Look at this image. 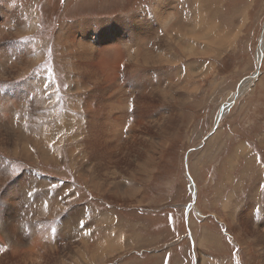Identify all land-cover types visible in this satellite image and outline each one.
<instances>
[{
    "label": "rangeland",
    "instance_id": "obj_1",
    "mask_svg": "<svg viewBox=\"0 0 264 264\" xmlns=\"http://www.w3.org/2000/svg\"><path fill=\"white\" fill-rule=\"evenodd\" d=\"M158 1L160 2V0H0V9L2 6L15 9L19 7L20 14L23 15L24 23H21L23 30H20L22 33L13 38L12 42L20 46L25 45L26 48L29 46L31 49L41 44L44 59L37 62L38 59L29 57L35 61L31 68H28L30 65L24 66L25 70L17 75L15 83L10 84H17V87L24 84L32 85L30 91L34 92L32 98L35 100L46 98L45 92L41 93L43 81L53 87V95L57 99L56 117L52 128L45 129L43 136L49 141L52 137L50 143L56 148V152L62 154V158L56 164H45L40 154H37L36 162L25 158L19 150H15L17 155L9 149H5V152L0 150V154L8 159L7 163L10 165L8 169L14 177L13 180L24 177V172L29 174L33 172L39 178L54 184L55 188H50V192L40 196V202H43L40 207L45 208V204L59 200L60 187L71 185L69 192L76 194L70 204L64 207L65 213L79 206H90L98 215L108 214L112 217L115 215V220L125 225H134L137 228V232L133 234L135 238L139 233L142 238L144 237L143 240L150 239L147 242L140 240L124 242L122 251L114 252L112 254L114 256L111 255L112 258L108 257L102 264H224V262L263 264L264 261L259 256L261 252L258 251L261 249L264 252V240L250 238L249 233L254 230L252 225L244 233L247 241L240 242V237H236L233 229L224 223L223 203L233 195L236 203L241 204L249 196L252 187L257 185L259 190L254 201L257 215L247 217L252 219L255 216L254 222L264 221V213L259 215L260 208L264 206V90L257 92L259 87L264 86V49L259 70L261 75L257 80L251 78L257 72L256 53L264 31V0H208V2L204 0L206 2L203 5L205 9L207 7L208 19L204 21L197 39L191 43L195 54L192 51L182 53L173 46L174 52L171 51V55L175 64L164 68L173 89L168 94L164 93V99L148 96L145 100L150 105L160 104L154 113L157 112V125L163 136L151 130V137L155 136L151 142L156 143L154 139H162V146L153 148L149 144L145 152V157L146 155L149 157H146L145 162L139 160L136 163L140 166L143 164V169L136 168L140 172L134 177L130 176L131 172L128 174L124 171L126 175L121 172L123 164L118 165L119 169L111 170L110 201L101 200V197L89 188L91 174H88L89 177L84 179L86 184H83L76 174L85 167V164H81L82 158H79L81 156L71 157L67 153L70 137L66 131L57 134V128L64 124L70 113L66 107L83 93L81 90H70V87L75 86H71V81L67 80L69 73L65 70L64 62L72 54L63 53L61 46L55 44L54 37L58 28L63 24L81 21H109L108 34L97 41L94 33L97 40L93 41L100 47L93 51V61L88 65L94 64V69L98 67L96 70L101 76L109 78L108 82L121 80L123 84H131L126 85L127 88L135 90L134 82L132 85L128 76H121L122 73L116 71L118 69H115L116 64L115 68L108 66L105 55L121 49L114 45L119 44L120 36L126 41H132L134 36L136 26H133V23L131 25L116 20L129 18L135 13L152 12L159 4ZM192 4V8L195 7L193 2ZM34 20L37 23L36 29L33 26ZM241 22L243 27L240 25ZM32 29L35 30L34 33L28 36V31ZM97 32L99 33V30ZM150 35L149 32H145L138 35L136 41L139 38L140 44L152 47L157 40L154 39L155 35L152 34L151 37ZM131 52L134 53L135 50ZM12 60L15 59L11 58ZM11 61H8V65ZM15 62L17 63L16 60ZM15 65L16 67L13 65V70H10L13 74L17 72V64ZM249 78L253 80L252 85L250 84L236 101L233 100L216 127L217 113L228 105L230 97L238 91L240 84ZM150 84L152 83L144 85L145 90H150ZM2 87L5 86H0V89ZM39 93L41 95L35 97ZM17 97L18 95H15L14 99ZM3 103L2 101L1 108ZM72 116H76L72 119L74 125L80 122L84 124L83 118L74 113ZM23 120L25 118L21 121L12 119L13 122L8 119L7 122L12 123L13 128L17 129L16 126H19L17 123L20 122L21 127L26 124ZM7 122L5 121L6 124ZM5 123V126L0 128V142L5 141L9 131ZM71 130L72 135L74 129L70 128ZM75 133L77 134V131ZM85 133L80 139L85 137ZM149 142L150 139L147 143ZM239 146L247 149L246 152H241L244 149L239 150ZM112 154L114 157L120 156L116 150H113ZM249 162H253L256 174H248L247 177L243 171ZM222 165L227 167L225 168L227 177L220 174ZM30 184L27 182V185ZM121 184L135 187L137 191L135 203L120 206L113 202L115 188L123 189ZM26 192L28 193V190ZM67 195L68 193L65 196ZM25 198L26 196L20 195L15 203L26 200ZM26 203L27 200L19 203V206L25 209V206H28ZM19 206L15 207L18 216L13 214L12 220L20 222L19 225L26 224L21 218L26 217L18 210ZM32 206L34 207H31L30 213L37 210L44 213L39 207L35 209V203ZM0 209H3V204H0ZM254 226L258 229V224ZM90 263L89 261L88 264Z\"/></svg>",
    "mask_w": 264,
    "mask_h": 264
},
{
    "label": "bare ground",
    "instance_id": "obj_2",
    "mask_svg": "<svg viewBox=\"0 0 264 264\" xmlns=\"http://www.w3.org/2000/svg\"><path fill=\"white\" fill-rule=\"evenodd\" d=\"M190 1L194 3L195 7L192 8ZM206 1L208 2V0ZM206 1L160 0L152 12L135 13L129 16V18L116 20L118 22L124 21L123 23L131 25L133 23V26H136V28L132 41H126L121 36L119 37L121 41L118 45H114L121 49L105 55L108 61L107 64L111 68L116 64V68L114 67L115 69L118 68L116 71L121 72V76H128L127 78H129L132 85L134 82L133 88L135 90L130 89V87L127 88L126 85L131 84H123L121 80L108 82L109 78L101 76L96 70L98 68L96 67L97 65L95 69L93 68L94 64L88 65L89 62L92 63L93 61V51L100 47L94 42H90V39L97 40L98 38L97 41H99L102 36H105L106 33L108 34L109 21H81L74 23L72 26L68 23L63 24L58 28L54 37L55 44L61 46L63 53L70 52L72 54L64 62L65 70L69 73L67 80L71 81V86H75V88L70 87V90H81L83 93L73 100L72 104L66 107L70 113L67 119H65L64 124L59 125L57 128V134L62 131H66V134H69L68 137L70 139L69 146L66 149L67 153L71 157L81 156L79 157L82 158L80 160L81 164H85V167L79 170L81 171L80 174H78L79 171L76 174L81 178L83 184H86L84 179L89 177L88 174L92 175L89 188L92 191L94 190L101 197V200L110 201L112 197L110 175L113 168L119 169L118 165L123 164L121 172L123 174L131 172L130 176L134 177L140 172L139 169H143L142 163L141 166L136 163L139 160L145 162L146 157H149L147 155L145 157L149 144L153 148L162 146V139H154L156 143L151 142L155 137H151V130H155V133L163 136L157 125V112L154 113V110L160 104L150 105L145 100L148 96H152L155 99H164V93L168 94L173 89L171 86L172 82L165 74L164 68L175 64V60L171 55L173 46L182 53L194 51L191 43L201 33L204 23L203 17L207 16V7L205 9L203 5ZM20 12L19 7L15 9L2 6L0 9V86H5L0 89V105L2 101L4 102L3 108L0 107V128L5 126L4 123L8 119L9 121L10 119L11 121L12 119L21 121L25 118L23 121L26 124L21 127L20 122L19 124L17 123L19 125L18 127L16 126L17 130L13 128L14 126L9 121L7 122L8 125L5 123L9 131L7 134L5 132L7 136L5 141L0 142V150L5 152V149H9L16 155L15 150L22 151L25 158H30L34 162L37 161V154H40L45 164H56L58 160H61L62 154L56 152V148L50 143L52 137L49 141L43 136L45 129L52 128L56 117L55 108L57 107V99L53 95V87L48 82L43 81L41 83V93L45 92L46 98L43 97V100H39V98L35 100L32 98L34 92L31 93L32 90L30 91V88H33L32 85L24 84V86L17 87V84H10L15 83L17 75L25 70L24 66L30 65L28 68H31V65L35 62L31 58L38 59L37 62L44 59L40 43L37 46L35 43L34 49H31L29 46L26 48L25 45L20 46L12 42L13 38H17V35L22 33L20 30H23L21 24L24 23L22 19L23 15ZM36 25V20H34L33 26L35 29ZM8 27L11 28L8 29ZM97 30H99V33ZM34 31V29L28 31V36H31ZM145 32L155 35L154 39L157 42L154 43V46L149 47L146 44H140L139 38L136 41V37ZM94 33L97 38L94 36ZM86 35H90V37L87 38L88 36ZM263 49L264 31L256 53V63L257 61H261ZM131 50H135V52L133 53ZM11 58L15 59L17 63L15 60L11 61ZM8 61H11L9 65ZM15 64H17V72L13 74L10 70H13V65L16 67ZM154 65L158 69L154 68ZM260 75V71H258L254 79L257 80ZM77 79H80V81ZM150 82L152 83L150 84L151 88L147 91L144 85ZM252 82L253 80L250 78L245 79L240 84L238 91L230 97L228 105L222 108L221 113H217V117H221L220 119H222L233 100L236 101L245 89L250 84L252 85ZM15 95H18L19 98L14 99ZM40 95L39 93L35 97H39ZM73 113L83 118L84 124L78 123L79 127L74 125L72 119L76 116H72ZM70 128L74 129L72 135L71 132L73 130L70 131ZM35 129L38 130L34 132ZM75 131H77V134ZM84 133L85 137L80 139V136ZM149 139L150 142L147 143ZM238 148L239 150L244 149L241 152H246L245 150H247L243 146H239ZM113 150H116L120 156L114 157V154H112ZM0 157V204H3V209H0V264H88L89 261L93 264H102L108 260V257L112 258L114 252H121L124 242H135V240L147 242L150 240H143L144 237L142 238L139 233L136 235L138 237L135 238L133 234L135 235L137 228L134 225H125L115 220V215L113 217L108 214L98 215L90 206H79L65 213L64 207L70 204L73 196L76 194V192L72 194L69 192L71 185L60 187L59 191L61 192L59 194H61V198L59 200L56 199L53 203L48 204L47 208L40 207L39 205L43 203L42 201L40 202V196L45 192H50V188L54 184L46 179L39 178L33 172L30 174L24 172V177L13 180L14 177H12L8 169L10 167L7 163L8 159L1 154ZM75 163L77 165L76 161ZM252 163L246 164L243 171L244 175L256 174V168L253 167ZM225 166L222 165L220 167L222 177H227L225 172V168L227 167ZM113 173L116 174L115 172ZM117 174L119 175V173ZM27 182L31 184L27 185ZM121 185L123 189L115 188L116 192L113 194V202L120 206L127 205V203H135L137 199L135 187L128 184ZM27 190L28 193L30 191L33 193L29 198ZM258 190L257 185L253 186L248 193L247 199L239 205L236 204L233 195H230L223 203L225 213L224 223L228 228L233 229L236 237H240V242L247 241L244 233L252 225L254 230L249 233L250 238L257 241L264 240V228H261V226H264V221L254 222L253 218L255 216L252 219L251 217H247L257 215L256 203L254 201ZM67 193L68 195L65 196ZM20 195L26 196L25 199L28 206L26 205L25 209H22L19 203L26 200L21 201L19 199V203H15L16 198ZM67 198L69 199L66 200ZM62 200L66 201L65 204L63 203L64 205L62 204ZM32 202L36 205L35 209L39 207L44 213L40 210L30 213L31 207H34L32 206ZM15 204L19 206L18 210L24 213L26 219L24 217L21 218L24 219L23 222L26 224L19 225L20 222H13L12 215L18 216ZM262 212L264 213V206L260 208L259 215ZM46 215H49V217ZM199 216H201L200 213ZM81 222H83V227H81ZM255 224H258V229L254 226ZM65 228L66 231L63 232ZM258 252H261L259 256L264 261V252L261 249ZM10 258L12 259L10 260ZM227 264L234 263L229 262Z\"/></svg>",
    "mask_w": 264,
    "mask_h": 264
},
{
    "label": "crops",
    "instance_id": "obj_3",
    "mask_svg": "<svg viewBox=\"0 0 264 264\" xmlns=\"http://www.w3.org/2000/svg\"><path fill=\"white\" fill-rule=\"evenodd\" d=\"M159 2V1H158ZM190 4L193 6V4H192V1H190ZM203 19H204V21L206 20V19H208V15L207 16H204L203 17ZM244 20H246L245 18H244ZM242 21V20H241ZM70 24V26H72V25H74L73 23H69ZM240 25H242V22L240 23ZM240 25H239V28H238V31H239V29H240ZM242 27H243V25H242ZM242 29V28H241ZM90 42H94L93 41V39H90ZM95 43V42H94ZM261 89H263L264 90V86L263 87H259L258 88V90H257V92H259ZM213 133V132H212ZM248 177V176H247ZM240 195V194H239ZM236 202V201H235ZM237 204V203H236ZM238 205V204H237ZM217 246V245H216Z\"/></svg>",
    "mask_w": 264,
    "mask_h": 264
},
{
    "label": "water",
    "instance_id": "obj_4",
    "mask_svg": "<svg viewBox=\"0 0 264 264\" xmlns=\"http://www.w3.org/2000/svg\"><path fill=\"white\" fill-rule=\"evenodd\" d=\"M257 64H258V65H257V72H256V74H257V73H258V71L260 70L261 61H260V62H259V61H257ZM256 74H255V75H256ZM255 75H253L251 78H254V77H255ZM220 113H221V112H220ZM220 118H221V117H217V118H216V125L218 124V122H219ZM211 133H212V132H211ZM211 133H210V134H211Z\"/></svg>",
    "mask_w": 264,
    "mask_h": 264
},
{
    "label": "snow or ice",
    "instance_id": "obj_5",
    "mask_svg": "<svg viewBox=\"0 0 264 264\" xmlns=\"http://www.w3.org/2000/svg\"><path fill=\"white\" fill-rule=\"evenodd\" d=\"M52 187L55 188V186H52ZM28 195H29V196H32L33 193L30 191V192L28 193ZM44 207L47 208V204H45ZM81 227H83V222H81Z\"/></svg>",
    "mask_w": 264,
    "mask_h": 264
}]
</instances>
